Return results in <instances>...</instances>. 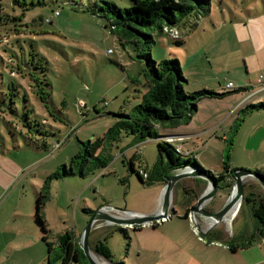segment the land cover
I'll return each mask as SVG.
<instances>
[{
    "label": "rangeland",
    "instance_id": "1",
    "mask_svg": "<svg viewBox=\"0 0 264 264\" xmlns=\"http://www.w3.org/2000/svg\"><path fill=\"white\" fill-rule=\"evenodd\" d=\"M19 1L34 2L38 6L27 11L25 20L20 15L21 5L14 4L13 0H0V52L4 46L18 48V41L25 44L30 62L46 68L32 76H38L41 82L47 78L45 81H49L52 88L50 100L48 89H44L47 93L43 94L47 98L41 99L31 75L21 69L13 71L17 62L7 53L4 56L11 65L5 67L0 58V264H50L42 227L36 220L38 193L46 194L43 211L52 242H57L67 229H73L80 241L93 215L85 208L97 210L108 204L119 209L151 213L159 188L155 173L143 183L130 170L127 160L135 156L137 166L146 163L153 170L158 161V142L164 139L129 146L133 143L132 137L124 135L113 148V160L106 168L87 165L84 176L54 178L52 175L60 165H70L80 150V141L105 134L115 121L112 113H121L142 102L131 79H137L138 89L142 91L143 63L135 59L132 45L124 46L105 26L106 21L92 13L94 0ZM111 1L121 7L131 4L130 0ZM207 4L197 17L189 18V22L166 28L168 34H156L153 55L179 58L188 79L185 89L189 91L203 88L230 91L250 82L256 83L252 86L257 89L253 94L264 98V90H259L262 87L255 77L264 74V48L255 52V48L261 45L260 40H256L253 46L239 38L238 32L244 23L239 18L262 11L264 1L210 0V5ZM47 18L51 21H46ZM38 49L43 54L42 60ZM11 70L14 76L10 74ZM218 79L223 87H227L229 81L235 86L223 89ZM11 82H15L18 91L8 86ZM245 94L239 91L199 102L191 125L203 126L187 130V133L196 136L198 130L208 131L194 137L196 141H182L181 145L200 159L202 166L209 165L213 171H218L222 169L224 158L229 156L233 170L245 168L264 174V113L250 114L242 120V115L235 110L254 96L244 97ZM25 109H29L31 119L25 118ZM27 121H31V125L25 124ZM213 134L217 137L209 142L207 137ZM163 137L171 140L170 136ZM186 168L189 171L195 167ZM200 174L183 179L186 186L194 189L197 198L207 188L203 182L205 178ZM251 179L253 177H248L246 182ZM223 194L224 191L219 190L215 201ZM196 200L184 205L191 208L196 205ZM211 203L213 200L203 206L205 210H211ZM173 205L175 207L176 203ZM177 207L181 212L180 206ZM238 210L215 225L212 219L198 212L195 218L204 231L209 229L205 231L207 233L210 229H218L225 230L228 235L234 232L239 237L243 230L246 236L235 243L245 244L253 237L254 220L249 216L250 204L245 203L240 214ZM102 223L94 224V239L108 231L102 228L106 227ZM163 230L177 239H186L191 251L196 242L199 250L207 253L204 256L214 261L217 259L218 264L225 258L231 260L227 264H264V239L257 241L252 248L240 249L232 255L223 250V244L229 243L227 240L216 244L210 235L205 236L199 231L194 221L189 224L176 216L174 223H168ZM129 234L133 236L134 232L129 231ZM108 243L115 261L122 259L126 264H135L132 257L137 258L136 249L127 246L130 241L124 232H113ZM99 258L103 264H113Z\"/></svg>",
    "mask_w": 264,
    "mask_h": 264
},
{
    "label": "trees",
    "instance_id": "2",
    "mask_svg": "<svg viewBox=\"0 0 264 264\" xmlns=\"http://www.w3.org/2000/svg\"><path fill=\"white\" fill-rule=\"evenodd\" d=\"M13 1L14 4L22 6L20 15H22L23 19L26 18L25 16L28 10L38 6L37 3L34 2L28 4L26 2L21 3L19 0ZM130 1V5L121 7L111 0H94V2L91 3L93 4L91 10L94 15L106 21L105 26L110 28L109 31L111 33L118 36L124 46L126 44L132 45L135 52V59L143 63L142 73L144 74V82L141 85L143 88L142 91L138 89L140 84L137 79H131L135 86V92L140 94L142 102L123 110L121 113H112L115 116V121L113 125L107 129L105 134L93 140L80 141V150L71 159L70 165H60L52 176L54 178H63L78 174L84 176L87 173V165L94 168H106L113 160V148L118 146V142L121 141L124 135L131 136L133 143L163 138V142H158L160 168L164 167L160 177L163 178L159 179L155 177L156 181L163 180L166 182L165 177L170 174L172 170L193 166L216 179L218 181L219 190L229 195L235 180L233 176L234 170L230 164L231 158L229 156L224 158L222 169L217 173L211 168L202 166L198 159L190 154L191 152L189 149H183V146L179 143L181 140H165L166 138L163 136H167V138L169 136L175 137L177 135L176 131L181 125L190 123L194 117V113L199 109V102L201 100L222 98L229 93H237L239 91L241 93L248 92L246 95H250L255 92V87L243 85L241 87H235L236 89L234 90L223 92L207 88L189 91L185 89V85L188 84V79L185 77L184 67H182L180 59L177 57L157 58L153 55L152 48L156 44V34L167 33L166 28L180 27L189 22V18L193 16L197 17L206 2L208 6L210 5V0ZM41 4H43V1H41ZM55 14H57V12H55ZM46 21H51V18H47ZM180 43L182 42H179V44ZM16 45L18 48H13V46H4L1 48L0 58L3 64L5 67L9 64L11 65V62L4 56V53H7L11 59L17 62L16 65H13L15 68L13 71L21 69L27 72L28 75H31L40 98L43 100L47 98L45 95L43 96V94L47 93L44 89H48L50 93L48 95V100H50L51 83L45 81L48 80L47 78H44V82H41L38 80V76H32L37 72L45 71L46 68L42 69L35 64L36 62H30L28 57L29 54H27L28 47H26L25 44L18 41ZM5 47H7V49H5ZM33 48L32 45V49ZM37 51L38 56L41 57L40 60H42L43 54L40 49ZM10 74L14 76L12 70ZM8 86L18 91L15 82H11ZM253 95L251 101L238 110L239 114L242 115V120L250 114L264 111V98H258L257 93ZM24 97L27 101L26 95H24ZM27 106L28 105H26V107ZM47 107H49V103H47ZM29 109H25V118L31 119L28 115ZM30 122L27 121L25 124ZM29 125H31V123ZM37 128L40 129V127ZM40 130L38 131L40 132ZM230 145L231 143L228 144V146ZM127 163L130 170L144 183L145 179L139 173V168L135 167L134 158L128 159ZM150 178L151 177H149V179ZM253 179L257 182L251 181L245 183L246 192L242 203L250 204L251 215L256 221L255 231L252 239L245 244L232 243L229 245L233 251L238 248L253 246L257 241L264 239V188L258 179ZM184 191L188 193V195L195 193L194 189L190 187H184ZM196 197L197 194L195 193V196L189 200L192 201ZM45 199L46 194L40 191L37 196L36 220L42 227V239L48 248L49 263L52 264L53 261L59 260L60 264H90L83 249L78 243L79 239L75 238L74 230H67L65 234L59 236L57 242L50 241V230L43 211ZM84 210L90 213L95 212V210L91 208H85ZM189 212L190 208L187 207L184 216H188ZM157 225L158 223L152 224L153 227ZM141 227V225H135L132 229L139 230ZM128 229V227L111 225L106 235L103 238L97 239L93 238V233L91 232L90 245L98 256L107 261L113 264H126L122 259L115 261L114 253L108 243V237L113 234V232L122 231L130 241L131 235ZM127 246H130V243H128Z\"/></svg>",
    "mask_w": 264,
    "mask_h": 264
},
{
    "label": "crops",
    "instance_id": "3",
    "mask_svg": "<svg viewBox=\"0 0 264 264\" xmlns=\"http://www.w3.org/2000/svg\"><path fill=\"white\" fill-rule=\"evenodd\" d=\"M261 9H262V11L258 10V13L256 15H253V14L250 13L247 17H245L243 19L239 18L240 21L244 22L243 24H241V26H240V28L238 30V32L240 34L239 38L245 40V42L248 41L253 46H255L256 40H260V42H261V45H259L258 47L255 48V50H256L255 52H258L260 49L264 48V9L263 8H261ZM242 34H243V36H242ZM259 76H255L256 80L258 79ZM229 82H232V81H229ZM229 82L226 85L227 87H228ZM218 83L220 85H222L220 79H218ZM255 84L256 83L251 84L249 82V84L245 83L244 85L255 86ZM234 86H235V84H234ZM227 87H223V85H222L223 89H225ZM246 94L244 95V97L248 96ZM241 107H243V105L239 106L235 111H238ZM260 112L264 113V111H259V112H257L258 114H254L253 113L252 115H254V116L259 115ZM193 118H194V120L192 119V121L190 123H188V124H190L189 127H187L186 124L181 125L176 131L177 135L175 137L171 138V139L181 140V141H179V143H181L182 141L186 142L187 140H195L196 141V138L200 137L201 135H204L208 131V129H204V130L201 129V130L196 131V133H197L196 136L194 134H192V133H187V130L197 129V127L203 126V125H196V126L191 125L195 121V117H193ZM258 120L262 121L261 118H259ZM200 131L202 133L198 134ZM209 132L211 133V129L209 130ZM194 137H196V138H194ZM215 137H217V134H213L212 137L209 136L207 138L209 139V142H213L216 139ZM139 143L141 144L143 142H135V143H131V144L135 145V144H139ZM195 144H196V142L194 143V145ZM130 158H134V162H135V156L130 157ZM198 161L201 162L200 159H198ZM204 166L206 168H211V166H209V165H204ZM135 167L136 168L142 167V168H145L146 170H148V172L150 171V173H149L150 176L149 177H152V175L155 173V177L156 178H159V179L163 178V177H160V176L162 174V170L164 169V167L160 168L159 158H158L157 164L155 165L153 170H151V168L146 163H144V164L142 163V165H138V166L135 163ZM220 171H221V169H219L218 171H215V172L219 173ZM184 178L187 179V178H192V177H184ZM184 178H182V180L180 179L176 183L174 191H173V196H174V200L173 201L176 203V205L174 207V205H173L174 202L172 201V206L171 207H172V209L175 210V214H173L168 220L162 222L163 224L161 226H160V223H158V225L156 227L155 226L153 227L152 224H147L145 226H142L141 229H139V230H133L132 228L128 229V231H133L134 232V235L131 236L130 246L129 247H131L132 250L136 249V252H137V256L136 257L137 258L135 259L134 257H132V260H133V262L135 264H218L217 259H216V261H214L213 259L211 260L210 258L205 257L204 254H207V253L201 252L199 250V245H197L196 242L193 244V249L191 251L190 242H188L186 239L184 241H183V239H180V238L177 239V238L174 237V235L167 234L163 230V227H165L168 223H174V218L176 216L178 218H180V219L185 220L186 223L190 224L191 220L189 218V215H188V218H187V216H184V213H185L186 208H187V206H185L184 204L189 203L191 201L189 199L194 197L196 192L191 194V195H188V193H186L184 191V187H188L184 183V180H183ZM165 179H166V177H165ZM194 179H195L196 182H199V180H197V178H194ZM251 180L253 182L256 181L254 179H251ZM166 182H164L163 180H158V181L155 182V183H159V185L157 186L159 188H158V192H157V195H156V205H155V207H153L151 213H145V214H152V213L156 212L159 209V207H160L159 203L161 201L162 194H163V189H164V186H165ZM203 182H205V184H207V181L205 179L203 180ZM247 182H251V181H247ZM248 191H250V190H248ZM245 192H246V190H245ZM223 195L224 196H222V198L220 200L211 203V206H210L211 210H218L225 204L228 195H226L225 192H224ZM196 198L194 199L193 202H195ZM190 203H192V201ZM244 204L245 203H242L241 208L238 210L239 214L241 212H243ZM177 205L180 206L179 208H180L181 212L178 211ZM103 206H110V205H108V204L106 205L105 204ZM118 214H120V213H118ZM249 216L252 217L251 212H250ZM253 220H254V222H253L252 234L255 231V224H256V221H255L254 218L252 219V221ZM102 224H104L106 226V227H102V228H106L107 230L110 229L111 224H108L106 222H103ZM172 226H174V225H172ZM223 227L226 228L225 226H223ZM67 230H71V229H67ZM208 230H205V231H208ZM66 231L63 232L60 235L65 234ZM92 233L90 235V238L92 236ZM98 233L101 234V232H98ZM244 233L245 232L243 230H241L240 236L236 237V234L234 232L231 233V235H228L225 232V230L222 232V231H220L218 229H215V230L210 229V231L205 236L210 235L212 237V239L216 240V242H217L216 244H218V243L222 244L223 240H227L229 243L228 244H223V246H222L223 250L224 251L228 250L233 255L236 252H238V250H240V249H250V248L253 247V246H249V247H246V248L242 247V248H238L235 251H233L229 247V245H231L232 243L237 242L236 240H238V239L240 240L241 238L246 236ZM74 234H75V238H79V236H77V234L75 232H74ZM105 235L106 234L99 235L95 239L102 238ZM201 238L203 239L202 236H201ZM206 242H208V241H206ZM227 259L228 258H225L224 260H222L221 264H227L228 261L229 262L231 261V260H227ZM56 262H60V261L58 260Z\"/></svg>",
    "mask_w": 264,
    "mask_h": 264
},
{
    "label": "water",
    "instance_id": "4",
    "mask_svg": "<svg viewBox=\"0 0 264 264\" xmlns=\"http://www.w3.org/2000/svg\"><path fill=\"white\" fill-rule=\"evenodd\" d=\"M186 167L174 169L166 176L167 182L163 189L161 205L159 209L152 214L139 213L128 209H119L115 207L107 209L106 207L104 208L103 205V207L100 206L97 210H95L81 235L80 241L78 242L86 257L88 258L89 263L99 264L93 257L94 250L90 245V235L96 222L103 221L111 225H118L125 228H134L135 225H146L152 223L153 221L162 220L163 218H168L169 216L171 217L173 214H175V210L171 207L173 201V191L176 183L184 177L199 176V173H201L207 181V188L197 198L196 205H193L190 208L189 215L190 220L195 222V225L198 226L199 231L204 235H206L207 232L201 228L200 223L195 218L197 212L202 214L204 217L212 219L214 221L213 225H215L225 219L237 205L242 204L245 194V183L248 177L258 179L264 188L263 173H254L253 171L245 168H237L233 171L235 180L225 204L218 210H205L203 206L206 203L211 200H213V202L215 201L216 194L219 191L218 181L197 168H192L191 170L187 171Z\"/></svg>",
    "mask_w": 264,
    "mask_h": 264
},
{
    "label": "built area",
    "instance_id": "5",
    "mask_svg": "<svg viewBox=\"0 0 264 264\" xmlns=\"http://www.w3.org/2000/svg\"><path fill=\"white\" fill-rule=\"evenodd\" d=\"M58 13V12H57ZM111 51V50H109ZM257 83L262 87V89H259V90H264V74H261L258 79H257ZM228 87H234V84L233 82H229L228 84ZM255 90H257L255 88ZM251 95V94H250ZM139 173L141 174V176L146 180L149 178V172L148 170H146L145 168H142V167H139ZM107 209L108 208H111V206H105ZM110 210V209H109ZM170 218V216L168 218H163L162 220H157V221H153L152 223L150 224H153V223H161V222H164L166 220H168ZM147 225V224H146ZM141 226H145V225H141ZM128 228H131V227H128Z\"/></svg>",
    "mask_w": 264,
    "mask_h": 264
},
{
    "label": "bare ground",
    "instance_id": "6",
    "mask_svg": "<svg viewBox=\"0 0 264 264\" xmlns=\"http://www.w3.org/2000/svg\"><path fill=\"white\" fill-rule=\"evenodd\" d=\"M241 205H237L235 207V209L228 215V216H231L232 214H235V212L240 208ZM211 222V221H210ZM93 257L94 259L99 263V264H103L101 259L99 258V256L97 255V253H93ZM105 264V263H104Z\"/></svg>",
    "mask_w": 264,
    "mask_h": 264
}]
</instances>
